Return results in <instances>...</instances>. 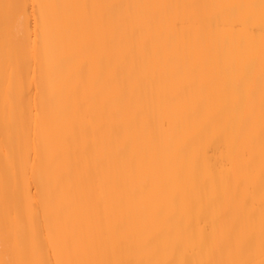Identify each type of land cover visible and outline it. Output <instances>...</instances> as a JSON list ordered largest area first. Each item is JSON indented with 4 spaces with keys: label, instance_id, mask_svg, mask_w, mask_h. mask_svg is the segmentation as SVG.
<instances>
[{
    "label": "bare ground",
    "instance_id": "1",
    "mask_svg": "<svg viewBox=\"0 0 264 264\" xmlns=\"http://www.w3.org/2000/svg\"><path fill=\"white\" fill-rule=\"evenodd\" d=\"M0 264H264V0H0Z\"/></svg>",
    "mask_w": 264,
    "mask_h": 264
}]
</instances>
